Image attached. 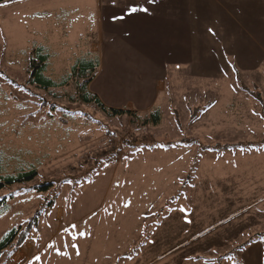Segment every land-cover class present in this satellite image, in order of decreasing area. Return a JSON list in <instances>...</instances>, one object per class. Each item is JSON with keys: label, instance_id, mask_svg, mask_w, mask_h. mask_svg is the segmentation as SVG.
<instances>
[{"label": "rangeland", "instance_id": "1", "mask_svg": "<svg viewBox=\"0 0 264 264\" xmlns=\"http://www.w3.org/2000/svg\"><path fill=\"white\" fill-rule=\"evenodd\" d=\"M193 1L189 51L164 45L150 69L97 38L100 0L0 2V175L37 167L52 182L0 192H14L0 244L37 217L23 264H264V0ZM41 45L65 85L29 83ZM87 55L88 92L130 114L80 99L71 73ZM18 239L0 264H16Z\"/></svg>", "mask_w": 264, "mask_h": 264}, {"label": "crops", "instance_id": "2", "mask_svg": "<svg viewBox=\"0 0 264 264\" xmlns=\"http://www.w3.org/2000/svg\"><path fill=\"white\" fill-rule=\"evenodd\" d=\"M100 1L104 5L102 12L105 10L103 14L107 18L104 20L105 26L101 25L102 22L100 23L97 38L100 37L101 41L102 36H112L116 37L115 43L118 47L122 45L123 48V46L129 45L126 46L129 49H124L126 53L121 54L120 57L122 59L124 57L125 59L129 58L131 63H139L135 64V68H153L151 63H155L156 60L160 59L161 54L164 53V45L168 46L170 44L173 47L171 51L175 54H184L185 44L186 51H189L188 41L189 38L191 39L192 21L203 17L202 14L197 13L198 9L196 6L200 2H194L193 0ZM133 6L141 9L146 8L147 11H137L129 14V9ZM194 7L197 12L193 11ZM114 17H123V19H114ZM113 30L118 31V33L113 34ZM212 35H216V33L213 32ZM91 49L92 51L89 50L88 54L95 53L93 48ZM100 51H102V48ZM179 58L185 61L184 55ZM100 60L101 58H98L99 62ZM136 60L141 62H137ZM120 66H122V63ZM26 245H30L29 242ZM26 245L16 250L12 255L11 259L16 264H23L28 259L29 251L26 252ZM258 258H260V261L264 260L261 254Z\"/></svg>", "mask_w": 264, "mask_h": 264}, {"label": "trees", "instance_id": "3", "mask_svg": "<svg viewBox=\"0 0 264 264\" xmlns=\"http://www.w3.org/2000/svg\"><path fill=\"white\" fill-rule=\"evenodd\" d=\"M4 0H0V2H3ZM89 58L79 61L72 69L71 77L75 75L77 78H83L84 82L82 84L77 85L79 88V94L80 99L85 103H92L95 102L101 109H103L105 112L109 113L110 115H123L125 113H129L128 111L117 109V108H109L106 107L96 95H93L88 92V76L89 73L93 72L95 67L97 66V61L94 58H90L89 55H87ZM50 59L49 53H47V47L45 46H38L35 48L32 52L31 60H30V80L29 83L33 85H37L39 88L43 89H50L57 86H63L67 81H62L60 83H57L53 81L51 78L47 77L45 75L46 68L48 65V61ZM86 79V80H85ZM74 101L75 99L72 98ZM147 123L153 122L154 124L159 123L160 121V111H155L153 114H151L148 118L145 119ZM171 147V146H169ZM166 147V148H169ZM153 144L149 145V149H153ZM39 176L37 167H32L29 169H23L18 171L15 174H8V175H0V192L3 191L6 188L15 186V185H28L30 184L29 188L32 190H36L38 192L47 191L51 186L52 182H46V183H39L35 182L36 178ZM22 187V186H20ZM21 189V188H20ZM14 192L10 193L9 195H3L0 197V206L7 207L9 199H12L14 197ZM54 201H49L47 204L53 205ZM40 211H38L36 214H39ZM37 223V217H34L30 219L29 223L27 224V227L25 230H18L14 229L9 233V236L7 239L0 244V252L11 242V239H13L15 236L19 237L17 242L14 244L13 250L19 249L22 247L25 242L27 241L28 235L30 234L31 230L33 229L34 225ZM13 241V240H12Z\"/></svg>", "mask_w": 264, "mask_h": 264}, {"label": "snow or ice", "instance_id": "4", "mask_svg": "<svg viewBox=\"0 0 264 264\" xmlns=\"http://www.w3.org/2000/svg\"><path fill=\"white\" fill-rule=\"evenodd\" d=\"M137 11H145V12H146L147 9H146V8L141 9V8H139V7H137V6H133V7H131V8L129 9V14H131V13H135V12H137ZM114 19H123V17H114ZM36 259L39 260L40 258L37 256Z\"/></svg>", "mask_w": 264, "mask_h": 264}]
</instances>
